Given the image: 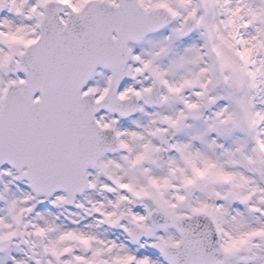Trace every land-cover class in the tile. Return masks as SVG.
I'll list each match as a JSON object with an SVG mask.
<instances>
[{"label":"snow or ice","instance_id":"6c2138e0","mask_svg":"<svg viewBox=\"0 0 264 264\" xmlns=\"http://www.w3.org/2000/svg\"><path fill=\"white\" fill-rule=\"evenodd\" d=\"M0 264H264V0H0Z\"/></svg>","mask_w":264,"mask_h":264},{"label":"rangeland","instance_id":"374dc122","mask_svg":"<svg viewBox=\"0 0 264 264\" xmlns=\"http://www.w3.org/2000/svg\"><path fill=\"white\" fill-rule=\"evenodd\" d=\"M44 209V208H43ZM45 209H47V208H45ZM53 211H57L56 209H54Z\"/></svg>","mask_w":264,"mask_h":264},{"label":"flooded vegetation","instance_id":"af4514ba","mask_svg":"<svg viewBox=\"0 0 264 264\" xmlns=\"http://www.w3.org/2000/svg\"><path fill=\"white\" fill-rule=\"evenodd\" d=\"M41 208V207H40ZM42 209V208H41ZM76 209H73V211H75Z\"/></svg>","mask_w":264,"mask_h":264}]
</instances>
